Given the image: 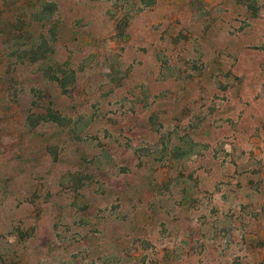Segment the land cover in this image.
Segmentation results:
<instances>
[{
	"label": "rangeland",
	"instance_id": "1",
	"mask_svg": "<svg viewBox=\"0 0 264 264\" xmlns=\"http://www.w3.org/2000/svg\"><path fill=\"white\" fill-rule=\"evenodd\" d=\"M0 264H264V0H0Z\"/></svg>",
	"mask_w": 264,
	"mask_h": 264
},
{
	"label": "trees",
	"instance_id": "2",
	"mask_svg": "<svg viewBox=\"0 0 264 264\" xmlns=\"http://www.w3.org/2000/svg\"><path fill=\"white\" fill-rule=\"evenodd\" d=\"M64 89V88H63Z\"/></svg>",
	"mask_w": 264,
	"mask_h": 264
}]
</instances>
